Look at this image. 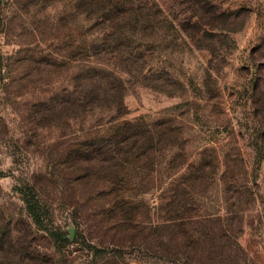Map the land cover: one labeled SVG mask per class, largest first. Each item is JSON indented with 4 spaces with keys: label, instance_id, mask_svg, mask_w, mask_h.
Returning <instances> with one entry per match:
<instances>
[{
    "label": "rangeland",
    "instance_id": "obj_1",
    "mask_svg": "<svg viewBox=\"0 0 264 264\" xmlns=\"http://www.w3.org/2000/svg\"><path fill=\"white\" fill-rule=\"evenodd\" d=\"M0 264H264V0H0Z\"/></svg>",
    "mask_w": 264,
    "mask_h": 264
},
{
    "label": "trees",
    "instance_id": "obj_2",
    "mask_svg": "<svg viewBox=\"0 0 264 264\" xmlns=\"http://www.w3.org/2000/svg\"><path fill=\"white\" fill-rule=\"evenodd\" d=\"M118 16L120 15H117V17ZM25 202L28 213L32 217L34 223L41 229H49V227L47 226V222L49 220L48 216L50 214L49 208L42 202L41 198L33 188L30 189L29 193H25ZM50 232L53 238H55L56 240H64L60 232L53 230H51ZM87 246L90 247V245Z\"/></svg>",
    "mask_w": 264,
    "mask_h": 264
}]
</instances>
